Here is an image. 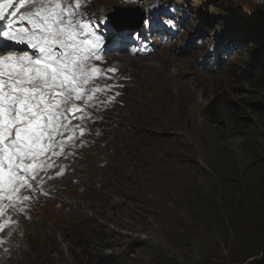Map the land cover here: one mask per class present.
I'll return each instance as SVG.
<instances>
[{
    "label": "rangeland",
    "instance_id": "1",
    "mask_svg": "<svg viewBox=\"0 0 264 264\" xmlns=\"http://www.w3.org/2000/svg\"><path fill=\"white\" fill-rule=\"evenodd\" d=\"M164 1L87 0L80 8L94 14L102 57L121 69L130 61L110 81V96L129 110L117 129H129L134 144L109 141L117 114L93 112L87 120L107 121L109 138L90 134L58 160L64 174L54 169L0 230L3 259L13 243L25 254L22 261L16 251L14 264H264V205L254 201L264 155L255 169H240L243 143L264 152V46L247 53L264 39V0ZM129 6L146 16L138 35L127 23L116 33L107 20ZM254 130L261 136L250 142Z\"/></svg>",
    "mask_w": 264,
    "mask_h": 264
},
{
    "label": "snow or ice",
    "instance_id": "2",
    "mask_svg": "<svg viewBox=\"0 0 264 264\" xmlns=\"http://www.w3.org/2000/svg\"><path fill=\"white\" fill-rule=\"evenodd\" d=\"M18 2L0 0V21ZM86 3L24 0L22 8L35 5V10L12 14L21 27L9 23L0 29L5 41L0 53H9L0 54V214L6 208L23 211L30 193L41 191L39 183L53 178V169L62 176L66 169L58 160L80 146L84 125L94 115L88 110L115 99L101 98L116 85L99 81L115 79L118 69L95 63L105 52L104 37L92 22L94 14L85 19L80 11ZM10 43L25 48L13 54ZM6 226L0 223V230Z\"/></svg>",
    "mask_w": 264,
    "mask_h": 264
},
{
    "label": "bare ground",
    "instance_id": "3",
    "mask_svg": "<svg viewBox=\"0 0 264 264\" xmlns=\"http://www.w3.org/2000/svg\"><path fill=\"white\" fill-rule=\"evenodd\" d=\"M23 46V45H22ZM189 49V48H188ZM112 55H109V56H106V57H102V60L101 61H95V63L96 64H98L99 66H101V67H103V68H105V69H107V68H117L116 67V65H114V67L112 66ZM134 60V59H133ZM130 63V61L129 62H124V68H127V65L126 64H129ZM122 67L121 66H119L117 69H118V71L115 73V75H120V74H124L125 73V71L123 70V69H121ZM123 71V72H122ZM120 72H122V73H120ZM133 73H134V71H133ZM109 75H113L112 73H109ZM110 81L111 80H107V79H104V80H101V81H99V83L100 84H103V83H106V84H110ZM125 85L127 86V84L125 83ZM130 91H131V89H130ZM126 92H128V91H126ZM120 93V92H119ZM126 94V93H125ZM110 95H111V91L110 92H106V93H103V94H101V98L102 99H107L108 97H110ZM124 95V94H123ZM120 96V95H119ZM125 97H127V95H125ZM117 100V99H116ZM124 100V99H123ZM122 101V100H121ZM120 101V102H121ZM117 102V101H116ZM125 103V102H124ZM101 111H107V112H109V111H111V112H113V113H115V114H117L120 118L119 119H121V122L120 123H117V124H115V125H113V126H115L116 127V129L117 128H119V127H123V126H126V125H128L127 124V122H126V120L127 119H130V113L128 112L129 110H127V109H124V108H121L120 107V105L119 104H113V102H111V103H109V104H107V105H99L98 106V108L97 109H94V111L93 112H98V113H101ZM101 114H103V113H101ZM103 115H105V114H103ZM79 121V119H77V120H73L72 121V123L73 124H75V123H79L78 122ZM84 127H85V129H86V131H85V134H84V136L83 137H87L88 135H90V134H96V135H101L100 136V138L101 137H107V138H109V136H107L108 135V129H104V128H106V127H108V123H107V121H100V122H97V121H86V123H85V125H84ZM139 129L140 128H138L137 129V133L139 132ZM104 131V132H103ZM128 131H129V129L128 130H126L125 132H123V131H121V130H116L114 133L112 132V134L110 135V139H109V141H124L125 143L124 144H126V145H128V146H132L133 144H134V142L132 141V137L128 134ZM103 132V133H102ZM82 137V138H83ZM100 138H99V140H98V143H100ZM99 146V145H98ZM124 146V145H123ZM125 147V146H124ZM120 148V147H119ZM124 150V149H123ZM125 151V150H124ZM54 170V169H53ZM52 170V171H53ZM51 171V172H52ZM75 180V179H74ZM77 181V180H76ZM70 182V181H69ZM73 182V181H72ZM90 185V184H89ZM75 186V185H74ZM73 187V186H72ZM70 191V190H69ZM118 191V190H117ZM112 192V191H111ZM34 192H32V193H30V194H33ZM68 194V193H67ZM112 195V194H111ZM114 197V196H113ZM82 198V197H81ZM112 200V199H111ZM27 206V203H25L24 204V207L25 208H27L26 207ZM20 214V211L19 210H17V211H13V210H11V209H5V211L2 213V217L0 216V223H5V222H7V225L8 226H12L15 222H14V215H19ZM28 214V213H27ZM58 214V210L55 212V214H52L51 213V215H57ZM29 215V214H28ZM17 223H18V221H17ZM24 226H25V224H24ZM4 233H1L0 232V239H1V237H2V235H3ZM17 237V234L15 233V232H13V234L9 237V239H15ZM21 242H23V240L21 241ZM20 242V243H21ZM18 246H20V245H18ZM18 246H14L13 245V243H11V244H9V245H6V246H3L4 247V252L5 253H7V258L6 259H3L2 258V251L0 250V264H2L1 263V261L2 260H4V261H2V262H4L3 264H14V262H13V258H15V255H16V251H19V255L21 256V260L22 261H24L25 260V254L22 252V250H20V247H18ZM16 248V249H15Z\"/></svg>",
    "mask_w": 264,
    "mask_h": 264
},
{
    "label": "trees",
    "instance_id": "4",
    "mask_svg": "<svg viewBox=\"0 0 264 264\" xmlns=\"http://www.w3.org/2000/svg\"><path fill=\"white\" fill-rule=\"evenodd\" d=\"M216 27H220V29H222L221 28L222 26H220V25H216ZM260 46H264V39L259 44H258V42H253V46L249 47L247 49L248 56L252 57L254 52H255L254 50H256ZM261 56H264V49L262 50ZM260 80L264 81V75L261 76ZM263 126H264V124H263ZM260 136H261V132H259L257 130L251 131L247 135L248 139H250V142L251 141L255 142V139H257ZM242 147H244V149H246L244 155L248 156V162H247V165L245 167L242 166V167H240V169L243 171L255 169L260 164L259 159H262V155H264V152H262L261 149L258 148L259 146L255 147V148H251L250 146H248L247 142L243 143ZM211 169L213 170L212 166H211ZM224 170H226V171L229 170L231 172L230 176H229V178H227V180L237 181V179L234 178V175L236 176V174L230 167H229V169H227V166H225ZM258 183L260 186H259V189L257 191V195L254 198V201L258 205L259 204L264 205V177L262 178V181H259ZM255 194H256V192H255ZM101 248H103V247H101ZM170 264H174V263L171 262Z\"/></svg>",
    "mask_w": 264,
    "mask_h": 264
},
{
    "label": "water",
    "instance_id": "5",
    "mask_svg": "<svg viewBox=\"0 0 264 264\" xmlns=\"http://www.w3.org/2000/svg\"><path fill=\"white\" fill-rule=\"evenodd\" d=\"M122 11H124V13L126 14H129V13H132V12H135L134 9H131V8H128V9H123ZM113 23L117 26L118 24L116 23L115 20H113Z\"/></svg>",
    "mask_w": 264,
    "mask_h": 264
},
{
    "label": "clouds",
    "instance_id": "6",
    "mask_svg": "<svg viewBox=\"0 0 264 264\" xmlns=\"http://www.w3.org/2000/svg\"><path fill=\"white\" fill-rule=\"evenodd\" d=\"M239 50H241V48Z\"/></svg>",
    "mask_w": 264,
    "mask_h": 264
}]
</instances>
